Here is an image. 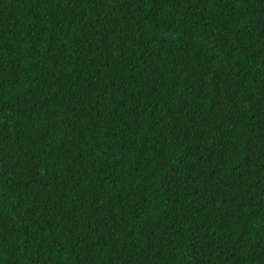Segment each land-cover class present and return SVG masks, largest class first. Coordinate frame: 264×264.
Masks as SVG:
<instances>
[{"label":"trees","instance_id":"obj_1","mask_svg":"<svg viewBox=\"0 0 264 264\" xmlns=\"http://www.w3.org/2000/svg\"><path fill=\"white\" fill-rule=\"evenodd\" d=\"M0 264H264V0H0Z\"/></svg>","mask_w":264,"mask_h":264}]
</instances>
